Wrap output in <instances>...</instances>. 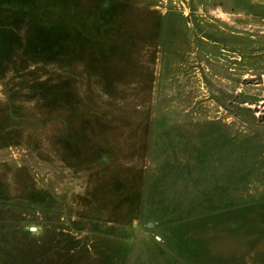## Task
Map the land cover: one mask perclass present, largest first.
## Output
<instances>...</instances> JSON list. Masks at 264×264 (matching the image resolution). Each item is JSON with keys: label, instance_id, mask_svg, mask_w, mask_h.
I'll return each mask as SVG.
<instances>
[{"label": "rangeland", "instance_id": "374dc122", "mask_svg": "<svg viewBox=\"0 0 264 264\" xmlns=\"http://www.w3.org/2000/svg\"><path fill=\"white\" fill-rule=\"evenodd\" d=\"M0 264H264V0H0Z\"/></svg>", "mask_w": 264, "mask_h": 264}]
</instances>
